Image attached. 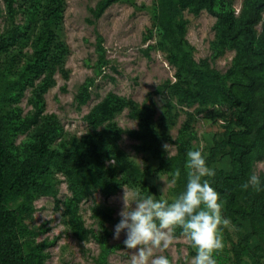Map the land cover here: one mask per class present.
I'll list each match as a JSON object with an SVG mask.
<instances>
[{
	"label": "rangeland",
	"instance_id": "obj_1",
	"mask_svg": "<svg viewBox=\"0 0 264 264\" xmlns=\"http://www.w3.org/2000/svg\"><path fill=\"white\" fill-rule=\"evenodd\" d=\"M101 1L0 0V130L10 169L34 159L45 130L55 131L50 147L59 152L38 185L9 204L18 225L4 239L35 255L30 264H131L124 234L113 238L125 189L174 200L189 150L203 148L215 172L205 179L217 191L216 178L241 173L245 152L242 177L219 184L236 194L237 208L250 209L260 192L242 187L249 175L264 180V71L248 127L229 95H243L240 68L253 58L222 42L215 17L181 9L179 0H120L97 18ZM228 1L238 16L245 0ZM107 99L113 115L93 124ZM220 196L231 224L217 264H264L260 203L254 215H236ZM155 254L191 264L195 250L176 228Z\"/></svg>",
	"mask_w": 264,
	"mask_h": 264
},
{
	"label": "trees",
	"instance_id": "obj_2",
	"mask_svg": "<svg viewBox=\"0 0 264 264\" xmlns=\"http://www.w3.org/2000/svg\"><path fill=\"white\" fill-rule=\"evenodd\" d=\"M120 0H102L96 13L100 18L105 11ZM181 9H190L195 12L205 10L208 14L217 19V31L220 39L224 43L240 45L242 52L249 55L253 60L246 62L240 68L241 74L247 78L241 97L230 88L229 95L234 104L243 106L240 119L245 127H248V119L254 112L255 103L253 99L254 89L261 83L259 73L264 71V0H245L240 14L237 16L230 7L228 0H179ZM53 11L51 12V14ZM260 28V29H259ZM114 113L107 99L103 104L97 106L90 120L95 125H101L104 120ZM53 129L45 130L38 136L37 143L32 146L34 159L25 163L17 170L10 169V160L0 130V264H30L35 255L24 256L18 245H9L4 236L8 230L14 229L18 225V212L10 210L9 204L19 195L29 191L38 185V176L45 172L49 159L58 156L59 152L50 147V142L54 136ZM245 152L239 156L241 173L222 174L216 178L215 183L218 191L228 198V209L236 215L252 216L255 206L258 207V214L264 217V190H261L253 197L250 209L236 207V194L230 190L219 188V184L224 180L239 179L246 172ZM108 234L98 236L101 243H106ZM42 264V262H38Z\"/></svg>",
	"mask_w": 264,
	"mask_h": 264
},
{
	"label": "clouds",
	"instance_id": "obj_3",
	"mask_svg": "<svg viewBox=\"0 0 264 264\" xmlns=\"http://www.w3.org/2000/svg\"><path fill=\"white\" fill-rule=\"evenodd\" d=\"M187 162L190 171L185 188L172 201L145 195L138 188L125 189L113 238L118 240L124 234L125 248L134 250L131 264H172L168 256L157 255L155 251L169 248L176 228L195 250L191 264H217L214 254L224 247L222 231L231 221L223 215L220 193L205 179L215 172L208 166L203 148L189 150ZM179 177L177 169L169 186H174ZM242 187L261 191L264 180L252 172Z\"/></svg>",
	"mask_w": 264,
	"mask_h": 264
}]
</instances>
